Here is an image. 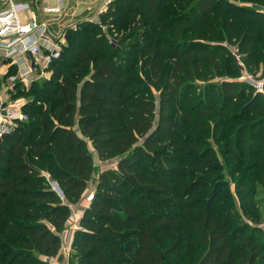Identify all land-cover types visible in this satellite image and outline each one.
I'll return each instance as SVG.
<instances>
[{
	"label": "trees",
	"instance_id": "trees-1",
	"mask_svg": "<svg viewBox=\"0 0 264 264\" xmlns=\"http://www.w3.org/2000/svg\"><path fill=\"white\" fill-rule=\"evenodd\" d=\"M236 2L113 0L67 32L48 79L17 85L28 121L0 141V264L58 255L94 154L120 160L99 174L67 264H264L263 96L229 48L257 71L264 11Z\"/></svg>",
	"mask_w": 264,
	"mask_h": 264
},
{
	"label": "built area",
	"instance_id": "built-area-1",
	"mask_svg": "<svg viewBox=\"0 0 264 264\" xmlns=\"http://www.w3.org/2000/svg\"><path fill=\"white\" fill-rule=\"evenodd\" d=\"M50 1H53L54 5H50ZM66 1L30 0L33 5L41 4V14L45 19L38 21L35 13L30 10L29 2L0 0V57L9 65L5 74L7 86L3 84L5 93L3 94L0 89V141L12 134L18 124L28 121V117L23 112L26 100L12 97L17 85L20 89H27L33 81L48 79L51 75L48 68L54 60L60 58L61 49L66 45L67 32L76 31L81 22L99 23L98 16L106 12L113 0H103L100 8L91 18H78L71 12ZM229 48L241 71L239 81L248 84L255 94L264 97V75L249 74L238 48L236 46ZM92 198L93 194L83 198L86 206ZM69 225L71 228L62 236L63 244L60 248L67 261L70 256L72 236L80 229L78 219L69 220ZM47 262L57 264L56 257L47 259Z\"/></svg>",
	"mask_w": 264,
	"mask_h": 264
},
{
	"label": "rangeland",
	"instance_id": "rangeland-1",
	"mask_svg": "<svg viewBox=\"0 0 264 264\" xmlns=\"http://www.w3.org/2000/svg\"><path fill=\"white\" fill-rule=\"evenodd\" d=\"M14 1L15 2H22V0H14ZM23 1L29 2L30 0H23ZM66 2H68V7L71 10V12L74 15H76L78 18H85V17L86 18H91L92 16H94V13L100 8L101 4L103 3V0H90V1L67 0ZM29 3H30V10L35 13V15L37 16L38 21L44 20L45 18H43L42 14H41V4L40 3H36L35 5H33L32 2H29ZM236 3L241 5V6H246V7H249V8H256L257 10L264 11V4L259 6V5H257L255 3V0H245V2H242V3L236 2ZM49 4L50 5H54L53 1H50ZM219 43H215V44H219ZM246 71L249 74L257 75L256 72H251L248 69H246ZM257 71H259L258 75H261V76L264 75V60H262L259 63ZM240 76H241V74H240ZM241 83H244V82H241ZM251 94H253V92H251ZM155 96L157 98V95H155ZM260 101H261V105L264 107V97H261ZM226 133H227V131H226ZM208 139H210V142L212 143V145L215 146V149H216V151L218 153L217 157L220 158L219 161L222 164H225L224 159H222V157L219 156V153H220L219 149H218L219 147H218L217 144H214V139L212 137H209ZM92 154H94V153H92ZM119 160H120V157H114V158L108 159L107 161H99L98 158L95 156V154L93 155V164H94L95 173L93 175V179L91 180V182H90V184L88 186V191H87V194L85 196L90 195V194L94 195L95 185H96V182H97L99 174L101 172H103V171L110 170V169L116 170L117 169V163H118ZM247 162H249V161H247ZM225 173L227 175V170H225ZM226 180L231 182L228 175L226 176ZM52 182H54V181L49 180V188H51V189L53 187L52 186ZM229 187H230L231 190H233L234 189V184L233 183L230 184ZM262 197H263L262 192L261 193L259 192L257 194V196H256V198H258V199H260ZM85 207L87 208L88 205L86 206V204L84 203V199H82L77 204L73 205L71 207V210H70L69 219L70 220H72V219H76L77 220L78 216H82L84 210L86 209ZM259 210H260L259 211V215H260L261 219H264V206L260 205ZM78 221H79V219H78ZM70 228L71 227L68 224V227H66L64 232L62 234H60V239L62 238V236H64L65 232L67 233L70 230ZM176 237H177L176 234H169L167 236L166 240L164 241L162 248L170 247L175 242ZM61 244H63L62 241H61ZM70 247H71V245H70ZM189 250H192V249H189ZM70 251H71V249H70ZM184 252H187V249H185ZM191 252L194 253L195 257L199 253V251H194V250H192ZM186 261L187 260H183V261L181 260V263L184 264V263H186Z\"/></svg>",
	"mask_w": 264,
	"mask_h": 264
},
{
	"label": "crops",
	"instance_id": "crops-1",
	"mask_svg": "<svg viewBox=\"0 0 264 264\" xmlns=\"http://www.w3.org/2000/svg\"><path fill=\"white\" fill-rule=\"evenodd\" d=\"M8 67H9L8 62L7 61H4L0 57V89H1V92L3 94L5 93V89H4V85L3 84H5L7 86V82L5 81L6 78H7V76H5V74H6L7 70H8ZM11 72L12 71H10V73ZM255 72H256V74H259V71H255ZM262 206H264V203L262 204ZM80 218H81V216H78V219H80ZM69 220L66 223V227H68ZM261 228L264 229V224L262 225ZM56 262H57V264H67V259L65 258V255L63 254V252L61 250L59 251L58 255L56 256Z\"/></svg>",
	"mask_w": 264,
	"mask_h": 264
},
{
	"label": "water",
	"instance_id": "water-1",
	"mask_svg": "<svg viewBox=\"0 0 264 264\" xmlns=\"http://www.w3.org/2000/svg\"><path fill=\"white\" fill-rule=\"evenodd\" d=\"M52 191L54 193H56L60 198H63V194H62V191L60 190V188L56 185L55 182H52Z\"/></svg>",
	"mask_w": 264,
	"mask_h": 264
}]
</instances>
